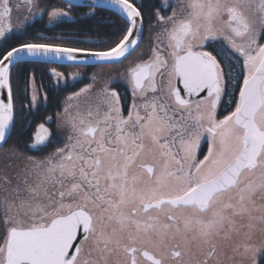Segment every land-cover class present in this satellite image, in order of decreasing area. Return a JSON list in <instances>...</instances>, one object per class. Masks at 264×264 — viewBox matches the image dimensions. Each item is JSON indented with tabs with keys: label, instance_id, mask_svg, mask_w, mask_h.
<instances>
[{
	"label": "snow or ice",
	"instance_id": "obj_1",
	"mask_svg": "<svg viewBox=\"0 0 264 264\" xmlns=\"http://www.w3.org/2000/svg\"><path fill=\"white\" fill-rule=\"evenodd\" d=\"M45 15L99 27L0 47V264H262L264 0H0V42ZM64 62L124 66L37 123Z\"/></svg>",
	"mask_w": 264,
	"mask_h": 264
},
{
	"label": "flooded vegetation",
	"instance_id": "obj_2",
	"mask_svg": "<svg viewBox=\"0 0 264 264\" xmlns=\"http://www.w3.org/2000/svg\"><path fill=\"white\" fill-rule=\"evenodd\" d=\"M59 2L61 3L59 6H65L66 7V4L65 3L61 2V1H59ZM144 2L147 4V3H151L152 0H144ZM87 11H88L87 8H77L75 10L74 15H77L78 16L79 13H81V12H87ZM101 15L108 16L109 14L107 12H103V13H101ZM97 19H99V16L97 17ZM97 19H91V20H89V19L80 18L79 23H76V22H73V21L72 22H73V24L76 25V28L82 29L81 31L84 33V31H85L84 30L85 21H86V26L87 27L88 26L90 27L92 25V27L90 29L95 30V29H97L99 27V25L97 24ZM105 31H107V29H105ZM93 36H94V32H93ZM80 39L81 40H86L87 38H85V39L84 38H80ZM84 44H89V43H84ZM150 47H151V45H150V42H149L148 25H147V22H146L145 23L144 36H143L142 41L139 44V47L136 49L135 52H133L128 57V60H126L124 62V65H127L128 64V61H134V60H136L138 54L141 51H147ZM145 58H147V57H145ZM124 65L81 67L82 70H83L81 72V77L78 78L75 81H73L69 77L67 86H64L63 84H61L60 86H57L55 79L54 78H51L50 73L48 71V69H50L52 67H48L47 68L48 73L45 74L48 78H45V82L43 83V86L40 85V84H38V86H37V84H36V87L40 89V106H41L40 108H41V110H42V108L44 106H46L49 103H50V105H53L55 103V101L57 100V97L59 95L63 94L64 95V99H65V97L67 95H69L71 92L77 91L79 88L83 87L85 84L91 83L90 77L99 68H103V67L115 68L116 73L112 74V76H115L117 74V71L120 70ZM57 70L62 72V70H59V69H57ZM65 74H68V73H65ZM103 75L106 77V79L109 76V75L106 76V74H103ZM117 88L121 92L124 91L123 85H117ZM67 91H68V93L65 94ZM44 94H47V101L46 102L43 99ZM64 99H63V101H64ZM62 102L59 104V108L57 110L53 111V113H51L49 115H52L53 117H55V113L61 112L62 109H63V103ZM129 103H131V96H130V94L128 95V97L124 101V112H125V115L127 114V105ZM51 127L53 129H55V120L53 121ZM54 139H56V137H54ZM57 145L58 144H56V143L50 144L48 146V148L45 149V151H48L53 146H57ZM205 149H206V145H205ZM236 260H239V257H236ZM225 264H235V261L228 260L227 258H225ZM262 264H264V262H262Z\"/></svg>",
	"mask_w": 264,
	"mask_h": 264
},
{
	"label": "trees",
	"instance_id": "obj_3",
	"mask_svg": "<svg viewBox=\"0 0 264 264\" xmlns=\"http://www.w3.org/2000/svg\"><path fill=\"white\" fill-rule=\"evenodd\" d=\"M43 3L49 4V5H57V6H59L61 4L58 0H43ZM42 20H43L42 23H36L34 25V27L29 28L28 31L25 32L24 34L12 35L10 37V39H8L6 42H4V45L2 46V48H7V47L15 45L17 43L23 42L25 40H34L37 33H39V32H43L45 36L53 37V36H58L61 33H69V32L75 33L78 30H80V31L82 30V29L76 28V25L73 24L72 21H66V22L62 23L61 25H59L58 27H56L55 29H53L52 31H46L45 29L48 27H51V26L47 25V20L45 18H42ZM84 26H85L84 27V30H85L84 33H88L90 28L92 27V25L90 27L89 26L87 27L86 21H85ZM79 38L85 39L87 37L85 35H81ZM76 46L89 47V46H91V44H80V45H76ZM48 67H57V69H59V70H66V69H68L69 66L39 64V65L35 66L34 68H31L29 66H25V72L34 71L37 86H38V84L43 86V83L45 82V78H48L45 75L48 73V71H47ZM21 86H23V85H21ZM67 93H68V91L65 94H67ZM62 95L63 94H61L57 97V100L55 101V103L53 105H50V103H49L46 106H44L42 108V110L40 108L41 106H39L38 110L34 112L35 122H37V123L41 122L43 116L49 115V114L53 113V111L57 110L59 108V104L64 99V95L63 96ZM17 103H18V107H19V101ZM48 151H50V150H48ZM39 155H42V154L39 153Z\"/></svg>",
	"mask_w": 264,
	"mask_h": 264
},
{
	"label": "rangeland",
	"instance_id": "obj_4",
	"mask_svg": "<svg viewBox=\"0 0 264 264\" xmlns=\"http://www.w3.org/2000/svg\"><path fill=\"white\" fill-rule=\"evenodd\" d=\"M54 6H57V5H54ZM43 18H45L47 20V16L46 15ZM3 45H4V42H0V47H2ZM77 71H79L81 73L83 70H82L81 67H79V68H77V67L76 68L75 67H68V69L62 70L63 73H74V72H77ZM95 73L98 74L100 77L106 79V77L103 74H106V76L107 75H112V74L116 73V71H115V68L103 67V68H99L98 70H96ZM57 146H59V145H57ZM57 146H53L50 149V151L53 150L54 148H56ZM47 152L48 151H44L43 153H40V154L43 155V154H46ZM257 237H259V234H257Z\"/></svg>",
	"mask_w": 264,
	"mask_h": 264
},
{
	"label": "water",
	"instance_id": "obj_5",
	"mask_svg": "<svg viewBox=\"0 0 264 264\" xmlns=\"http://www.w3.org/2000/svg\"><path fill=\"white\" fill-rule=\"evenodd\" d=\"M66 4V0H58ZM50 65H56V64H50ZM59 66V65H58ZM63 66H69V67H76L74 65H70L68 62H64ZM93 65L89 64L87 66H82V67H92ZM99 66V65H96Z\"/></svg>",
	"mask_w": 264,
	"mask_h": 264
}]
</instances>
